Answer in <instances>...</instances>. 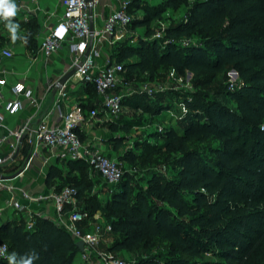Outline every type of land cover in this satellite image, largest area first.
Instances as JSON below:
<instances>
[{
	"label": "trees",
	"instance_id": "obj_1",
	"mask_svg": "<svg viewBox=\"0 0 264 264\" xmlns=\"http://www.w3.org/2000/svg\"><path fill=\"white\" fill-rule=\"evenodd\" d=\"M165 5L188 7L186 20L167 27L165 34L175 39L196 37L197 42L168 41L161 48L157 39L140 37L132 43L125 38L114 45V61L129 72H148L149 77L158 66L214 77L233 65L243 84L220 95L234 106L214 98L203 110L188 113L182 121L172 119L160 130L162 142L153 150L173 155L176 174L156 181L155 193L145 191L131 199L124 170L120 181L109 185L108 200L97 206L89 193L94 185L91 171L81 159H65L68 172H78L79 178L51 168L46 182L58 178L57 185H52L56 192L74 187L77 200L83 201L81 210L89 215L100 210L111 231L122 234L108 250L132 249L144 239L160 238L178 251V255L165 256L163 264H264V0H166ZM147 14L133 18L130 28L145 26L150 35L149 23L160 11L147 10ZM133 56L137 59L128 60ZM86 86L93 91L92 96L87 92L92 101L94 87ZM168 110L159 102L155 114L159 117ZM132 125L139 122L121 119L108 124L111 130L124 131ZM212 139L219 144L199 148ZM113 141L119 148L123 139L114 137ZM135 155L115 157L121 164H135ZM0 242L7 243L9 254L35 249L39 253L35 264H73L79 252L65 229L38 216L30 229L22 216L2 223ZM208 252L212 258L205 257ZM135 264H161V260L146 258Z\"/></svg>",
	"mask_w": 264,
	"mask_h": 264
},
{
	"label": "built area",
	"instance_id": "obj_2",
	"mask_svg": "<svg viewBox=\"0 0 264 264\" xmlns=\"http://www.w3.org/2000/svg\"><path fill=\"white\" fill-rule=\"evenodd\" d=\"M33 1V0H29ZM61 12L54 24L48 28L42 37L40 48L46 57L66 50L70 56L69 69L77 65L74 74L62 85L55 82L52 86L55 90L53 111L57 117L54 122L42 120L36 124L29 119L22 121L16 129L9 130L3 137H0V147L9 142V148L0 153V167L14 159L17 153L19 140L29 150L27 164L42 150L49 152V158L59 159H81L85 161L92 173H98L107 185H116L123 176L124 169L116 157H109L94 144L91 136L81 140L78 131L89 126L91 120H100L101 115L116 116L120 114L123 106L122 84L125 78L122 73L125 71L123 64L111 61L107 58L104 62H98L102 52L103 44H114L125 38L134 43L137 35L130 28L133 16L129 11L130 0H117L118 5L106 16L100 27H93L90 24V10L93 11L98 0H60ZM157 31L155 36H160L165 30ZM91 41V47L87 56L85 52ZM4 57H11L10 50L3 49ZM5 80L0 77V84ZM84 85L91 84L96 93V101L92 107L85 111L80 104L73 105L61 111V103L67 98L70 84ZM243 84L242 80L231 82L229 89H238ZM145 92L152 91L144 88ZM15 97L6 102L4 108L7 112L19 111L25 102L31 105L37 104V97L33 91L23 83H16L12 87ZM22 95L24 99H20ZM264 129V125L261 126ZM161 130V129H160ZM12 192L13 185L5 183L0 174V192ZM77 191L72 186H65L59 192L32 195L23 192V197L31 202L52 201L56 211L55 222L65 229L75 243L83 240L81 256L89 264L98 260L100 264H135L136 261L123 259L115 255L111 250L99 248L103 237L111 232V225L106 222H98L99 217L94 215L92 222L89 213L75 207ZM70 205L68 209L66 206ZM7 206L15 210L23 211L28 208L13 196L8 200ZM3 208H0V214ZM46 217L44 214H39ZM35 215L27 211L25 224L28 229L33 227ZM90 225L89 230L85 229ZM9 255L7 243L0 242V261L6 260Z\"/></svg>",
	"mask_w": 264,
	"mask_h": 264
},
{
	"label": "rangeland",
	"instance_id": "obj_3",
	"mask_svg": "<svg viewBox=\"0 0 264 264\" xmlns=\"http://www.w3.org/2000/svg\"><path fill=\"white\" fill-rule=\"evenodd\" d=\"M165 3L166 0H130L129 10L133 18L147 16V10L160 11V15L149 23L152 29L150 35H147L145 26L135 27L134 32L137 35V39L140 37H143L146 41L157 39L161 44V48L168 41H174L181 45L195 44L198 40L196 37H180L179 39H175L165 34L167 27L176 26L181 21L186 20L188 10L187 6L179 5L176 8H171L166 6ZM162 25L165 27V30L160 33V36L156 37V32L162 31ZM136 59L133 56L128 60ZM122 75L125 78V82L121 87V92L125 100V106H122V114L129 118V120L139 122V125H132L125 131L117 128L111 130L108 124L106 126H95L94 129L97 130L95 131V135H90L97 142L104 144L108 148L111 147L112 137H120L123 139L122 146L117 152L109 149L110 155H114L111 157H115L119 153L127 154L133 152L136 154L135 164H130L127 161H123L122 163L123 169L128 174L127 177L130 181V189L132 191L131 199H133L145 191L155 193L156 181L173 178L176 174V168H173L174 163L173 159H171L173 155H167L163 150H153L154 147H157V144L162 142L158 137L160 129L167 126L172 119L174 121H182L188 113L203 110L207 102L214 98H218L234 106L228 98L220 94L226 90H230L229 86L231 82H236L241 79L238 75L237 67L233 65L229 66L224 72L216 74L214 77H211L207 73L195 74L188 70L179 73L169 66H158L152 77H149L148 72H141L138 69L132 72L125 70ZM145 87L150 89L152 93H146L144 90ZM87 92L89 96H92V89H87ZM135 101H137V105L133 104ZM159 102L167 105L169 110L161 113L158 117L155 111L157 103ZM217 144H219V141L212 139L200 145L199 148L201 150H207V145L215 146ZM66 170L64 168L62 172H66ZM78 174V172H67V175H77V178H79L80 175ZM92 178L95 185H93L89 193L93 196L94 202L98 203L97 206H99L108 200L110 191L103 180L97 178L96 173H93ZM82 205L83 201L78 200L75 207L81 209ZM96 214H98L100 219L105 220L101 211L97 210L90 216L92 222L97 221L93 220V216ZM98 222H101V220ZM189 227L192 231H194V228L196 229L195 226ZM119 235L121 236L122 234H117L112 231L106 234L99 243V248L107 249L112 241L120 238ZM212 248L217 250L216 247L212 246ZM112 252L118 257L129 260L130 262L132 260L137 262L140 259L157 258L161 260V264H163V258L165 256L178 255V251L175 248L160 238L144 239L135 248H124ZM172 252L173 254H171ZM205 257L212 258L213 256L208 252L205 254ZM73 264L89 263L82 258L79 252L76 254ZM94 264L100 263L98 260H95Z\"/></svg>",
	"mask_w": 264,
	"mask_h": 264
},
{
	"label": "crops",
	"instance_id": "obj_4",
	"mask_svg": "<svg viewBox=\"0 0 264 264\" xmlns=\"http://www.w3.org/2000/svg\"><path fill=\"white\" fill-rule=\"evenodd\" d=\"M15 3L17 5V15L14 17V21L20 25L18 32L20 39H17V41L13 43L11 34L5 27V21L0 20V77L5 80L4 84H0V137H3L9 130L16 129L17 126L26 119H29L33 124L42 120L51 123L55 121L57 114L53 111V104L56 89L52 85L69 69L71 62L70 56L66 50H60L48 58L40 48L42 37L45 35L48 28L56 22L61 12V1L15 0ZM117 5V0H98V3L90 13L91 26L96 28L100 27L106 16H108ZM31 22L34 23L33 26ZM114 45L115 43H104L102 52L97 61L104 62L107 58L113 61L114 58L112 57V53ZM3 49L10 50L13 55L11 57H4L1 53ZM16 83H23L25 87L31 89L33 94L37 97V104L31 105L25 102L19 111L10 113L5 110L4 106L7 101L15 97L12 87ZM86 85L87 84L77 85L72 83L69 85L67 98L63 99L61 103L62 113H64L67 108L76 104H80L85 111H88L92 107L94 104L93 100L94 102L96 101V93L93 100L89 101ZM19 98L24 99L22 95H19ZM122 113L123 110L116 116L101 115L100 120H91L88 127L78 131L79 137L84 141L85 138L91 136L90 134L95 135V131H97L94 129L95 126H106L112 121L129 119ZM113 138L114 137H112L110 148L97 142L94 137L93 140L94 144L99 147L105 155L111 157L114 155H110V150L113 149L117 152L122 146L115 148ZM8 148L9 142L2 144L0 153L5 152ZM28 154L29 150L27 146L22 140H19L17 144V153L14 159L0 167V174L5 179V183L13 185L12 192L6 190L0 192V208H3L0 214V225L7 220H12L19 216H22L25 220L27 211L38 217H42L39 214H44L46 217L43 218H48L52 221L55 220L56 211L52 201L39 203L31 202L23 197V192L32 195L53 192L54 186L52 185H57L60 180L58 178H53L47 183L46 177L48 170L53 168L62 171V169L66 168V172H61V174L65 176L69 171L66 160L53 157L49 158V152L42 150L38 156L34 157L28 162L29 164H27ZM72 172L74 173L76 171ZM92 175L93 173L90 174L91 178ZM96 176L97 178H101L98 173H96ZM104 183L107 188H110L106 182ZM11 196L17 198L28 208L19 211L8 207L7 203ZM76 203H78V200ZM68 207H70V205H67L66 209ZM96 216H98V214H96ZM99 220L104 222V220L100 218ZM90 228L91 226L87 225L85 229L89 230Z\"/></svg>",
	"mask_w": 264,
	"mask_h": 264
},
{
	"label": "clouds",
	"instance_id": "obj_5",
	"mask_svg": "<svg viewBox=\"0 0 264 264\" xmlns=\"http://www.w3.org/2000/svg\"><path fill=\"white\" fill-rule=\"evenodd\" d=\"M16 15L17 5L15 0H0V20L5 21V27L11 34L13 43L20 39L18 36L20 25L14 21ZM38 259L39 253L35 249H30L23 255L12 252L6 256L7 264H35Z\"/></svg>",
	"mask_w": 264,
	"mask_h": 264
},
{
	"label": "water",
	"instance_id": "obj_6",
	"mask_svg": "<svg viewBox=\"0 0 264 264\" xmlns=\"http://www.w3.org/2000/svg\"><path fill=\"white\" fill-rule=\"evenodd\" d=\"M90 13H91V10H90ZM90 47H91V41H90L89 46H88V48H87V50H86V52H85V56L88 55L89 50H90ZM76 68H77V65H75V66H73L72 68L66 70V71L60 76V78L58 79V84H59V85L64 84V83H65V82H66V81H67V80H68V79L74 74ZM75 245L77 246V248H78L80 251H82V250H83L84 242H83V240H78V241L75 243Z\"/></svg>",
	"mask_w": 264,
	"mask_h": 264
}]
</instances>
